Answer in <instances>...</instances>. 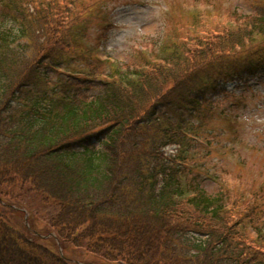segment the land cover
I'll return each instance as SVG.
<instances>
[{"label":"trees","instance_id":"trees-1","mask_svg":"<svg viewBox=\"0 0 264 264\" xmlns=\"http://www.w3.org/2000/svg\"><path fill=\"white\" fill-rule=\"evenodd\" d=\"M0 6V264H81L66 251L72 239L94 258L87 263L264 264V225L254 223V238L245 223L257 204L207 193L187 179L183 155L208 89L240 78L242 61L232 60L242 37L264 35L263 10L247 32L187 33L162 43L160 56L136 51L123 67L96 62L80 78L58 69L71 0ZM253 54L243 63L254 70L264 53ZM12 187L28 190L27 201Z\"/></svg>","mask_w":264,"mask_h":264},{"label":"rangeland","instance_id":"rangeland-1","mask_svg":"<svg viewBox=\"0 0 264 264\" xmlns=\"http://www.w3.org/2000/svg\"><path fill=\"white\" fill-rule=\"evenodd\" d=\"M71 2L74 26L69 35L70 47L63 50L58 65L59 72L67 75L81 73L88 62H95L94 55L103 59L110 57L109 60L117 61L118 66L123 67L130 63V55H134L142 45L149 44V52H145L150 53L149 56H160L162 43L172 41L175 36L191 35L197 30L204 34L206 30H219L225 25L228 31H236L232 34L247 32L248 26L243 24L258 18L261 10L264 11V0ZM241 36L243 33L237 38ZM242 43L243 52L239 54L238 50L232 60H236L237 68L242 61V66L238 68H244L238 73L240 78L229 81L226 86L208 89L206 96L214 106L202 103L196 115L191 116L192 131L200 130V133L192 135L193 142L187 145L183 155L187 163V179L196 183L200 181L207 193L220 195L227 204L244 207L258 202L256 211L251 215L252 224L258 222L264 225V63L254 70L243 63L250 52H254L250 59L258 57L259 53L263 55L264 35L256 36V39L243 36ZM235 48L240 49V46L235 45ZM60 53L55 54V61H58ZM87 53L90 55L87 56ZM75 76L81 78V74ZM55 81L56 77L53 78ZM178 147L170 145L165 150L176 153ZM10 193L13 198L22 196L24 199L21 200H25L30 192L19 187L13 190L12 187ZM29 200L32 209L41 210L48 218L52 215L46 213V210H51L49 205L45 207L35 197ZM23 206L32 216V209L26 203ZM27 218L25 215V224H28ZM34 228L45 230L46 221H36ZM248 229L252 232L249 226ZM68 246L66 251L81 264L94 259L73 239Z\"/></svg>","mask_w":264,"mask_h":264}]
</instances>
